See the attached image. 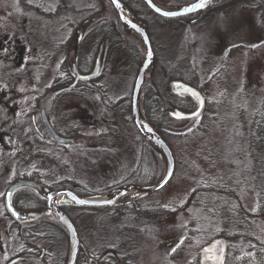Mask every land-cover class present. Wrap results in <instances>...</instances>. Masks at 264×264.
<instances>
[{"label":"rangeland","instance_id":"374dc122","mask_svg":"<svg viewBox=\"0 0 264 264\" xmlns=\"http://www.w3.org/2000/svg\"><path fill=\"white\" fill-rule=\"evenodd\" d=\"M67 1L76 8L95 9L94 0ZM29 2L47 15L57 9L61 0ZM223 2L227 3L212 9L191 26L161 18L144 9L143 15L149 22V33L157 55L154 84L163 89H169L172 81L201 86L208 109L193 122L171 121L169 130L179 134L166 135L177 164L174 177L160 194L147 197L138 205L155 202L174 211L186 206L197 187L215 186L223 189L224 193L201 196L200 207H189L187 215L168 216L157 221L158 224H148L134 213L79 211L77 225L82 244L81 262L86 260L87 254L101 258L108 251H114L125 264H200V250L219 235L225 236L228 245L235 246L241 245L239 234L243 232L264 240V225L254 220L258 194L250 156V137L255 134L251 129L258 121L257 113L264 111V23L260 13L247 6L244 0ZM156 3L159 4L158 1ZM162 7L168 9L164 4ZM44 18L25 11L20 0H0V66L4 68L5 65L1 45L6 38L19 39L27 49L22 67L23 80L27 83L24 86L27 87L21 97L22 88L6 91L12 93L10 107L15 111L9 109L7 121L5 105L11 97L4 93V86L7 81L15 79L6 76L0 68V193L3 194L9 186V177L3 168L32 166L42 169V162L55 169L60 162L81 165L85 160L93 166L90 174L81 166L83 172L76 176L86 180L87 186L94 190L118 188L127 177H133L135 183L157 177L160 168L148 151L142 152L141 146L146 144L134 126L131 131L124 128L109 135L105 128L99 129L96 137L90 136L94 139L90 142L96 145L92 152L76 146L62 149L53 143L37 146L32 136L24 135L25 130H31V115L36 110L34 84L38 78L33 60L34 49L39 44L37 39L45 34L63 37L64 33L73 31L67 23L60 21L51 25ZM129 52V49H120L117 56L122 65L118 66L120 77H116L113 85L109 86L108 95L113 100L119 95L129 94L134 86L139 68H134L136 54H133L132 61ZM61 63L60 59L45 69L49 71L45 75L47 82L61 75ZM167 98L171 99L169 95ZM173 99L177 105L192 109L177 97ZM21 100L25 101V106ZM150 102L157 105L152 99ZM18 105L21 106L20 112ZM154 109L152 115L158 120L161 114L159 109ZM100 115L101 118L106 116ZM78 129L82 132L81 127ZM124 132L128 135L122 134ZM79 138L83 140L82 136ZM190 220H194L199 233L192 244L185 246ZM38 235L42 237L36 240L38 245L49 244L51 254L46 262L37 259L31 264H62L65 255L70 254L66 235L59 230ZM26 236V233L15 231L3 232L0 244H18ZM109 261L115 262V258Z\"/></svg>","mask_w":264,"mask_h":264},{"label":"flooded vegetation","instance_id":"af4514ba","mask_svg":"<svg viewBox=\"0 0 264 264\" xmlns=\"http://www.w3.org/2000/svg\"><path fill=\"white\" fill-rule=\"evenodd\" d=\"M157 1L160 6H163L164 4L168 9L172 8L171 5L162 3L161 0ZM194 1L195 0H185L186 3L184 5H181L175 9L188 6ZM101 2L102 7L105 10V12L104 10L102 12L103 14L107 13V16H102L101 9H99L98 15L100 16H97V13H95V15H92L87 19H81L77 21L71 18L69 19L70 22L67 24H69L68 27L72 28V33H64L65 35L63 37H54V34H45L44 37H41L42 40L40 38L37 39L39 44L34 49L35 53L33 60V67H35L33 69L35 70V74L38 78L34 84V105L36 110L31 115V130H25L24 134L26 137L32 136L34 139L33 141L35 144H37V146L39 144L43 145L46 143H53V145L55 144L62 149L76 146L78 149H82L83 151L92 152L96 149V145L91 143L90 140H94L91 137H96L95 134H97L96 132L99 131V129L105 128L108 132V135L111 132L115 133L123 130L124 128H129L128 131L133 129V91L138 73L144 63V46L141 43L143 60L140 68L136 71L134 86L132 87L130 93L119 95L118 98L113 100L108 94H110L111 89L109 86L113 85L116 77H120V75L117 74L118 66L122 65L120 63V59L117 58L119 51L120 49L124 50L128 49L129 47L130 57L133 61V49L135 48V44L133 45V40L136 39L138 41L139 39L136 37V35L124 28L119 17H117L115 21L111 20L108 17L110 12L108 10L107 4H109V2L105 0H101ZM144 5L149 11L154 13L145 3ZM222 5L216 6L212 9H216ZM212 9L207 10L205 13H199L177 20L184 25L191 26L203 19ZM133 15L135 16L136 21H140L141 25H145L147 27L148 34L150 36V25L145 19L143 13L139 12L137 15L133 13ZM44 19L49 21V24L51 25L61 21V18ZM116 22L119 23L118 25H121L123 29L128 31L130 36L124 35L122 32L118 33L119 29L116 26ZM1 48V55L3 59L2 62L5 65L4 68L3 66H0V68L4 70V74H6V76H11L13 79H15L6 82L4 86V93H7V95L11 97L12 93L6 91L13 90L14 88H22L20 91L21 97L22 92H24L27 87L24 86L27 83L25 80H23L24 75L22 74L24 71L22 67L24 66L26 57V46H23L19 39L10 40V38H6L1 45ZM70 55H72L71 59H69ZM60 59L62 60L60 66V71H62L61 75L51 82H47L45 75H47L49 71H45V69L49 65H52L53 62L56 64ZM134 68L135 70L137 69L135 65ZM95 74L96 77H92ZM153 78L154 74L145 85L142 103L149 94L148 91H150V99H152L154 103L160 104L162 110L165 111L167 117H169L172 122L175 121V119L172 117L173 113L175 114L176 112H182L184 114H192L199 109L200 101L196 96H192L188 93L176 92L175 83H177V81L170 82L168 87L169 89H167V87L166 89H163L156 87ZM116 84L119 85L118 83ZM190 86L202 93L201 86ZM5 88L7 90H5ZM168 90L171 94L168 92ZM167 95H169L171 99L167 98ZM173 95L177 97L183 104H189L192 109H186L181 105H177L173 99ZM21 101L22 105L25 106V101ZM12 103L13 97H11V99L5 105L4 115H6V121L9 119V109L14 111L13 108L10 107ZM207 109L208 104L206 100L205 111H207ZM18 110L19 112L21 111V106L19 105ZM100 114L106 116L101 118ZM197 119H200V117L182 120L180 122H193ZM115 122H117L116 125ZM78 127L82 128V132L78 129ZM153 128L165 139L167 134L179 136V134H175L170 130L167 131V129L160 131L155 127ZM21 129L24 130V128ZM122 134L128 135L126 132ZM55 136L66 140V142L59 143ZM79 136H82L83 140L80 141ZM96 139L98 140V137ZM141 149L142 152L148 151L150 153V158L156 160V166L158 168H162L163 177L164 164L161 161L155 146L149 143L148 145L141 146ZM50 163L56 164L52 162ZM78 164L71 165L69 162H60L57 163L58 167L52 169L49 168V165L47 166L44 162H42V169L32 166H12V168L10 166H6L3 168L9 177V186L3 194L0 193V238L3 232L8 233L10 231H15L18 233L33 232L37 239L34 240L35 242L19 240L18 244H6L7 246L4 244V242H2V244H0V264H31L32 261L35 262L37 259H39L38 261L46 262L48 256L51 254V246L49 244L46 245V243L43 245H38L36 240L42 238L38 235L41 232H55L59 230L62 231L69 240L65 227L51 212H49V200L43 198L30 188L19 189L14 193L12 197L13 206L17 211L40 212L43 215L35 220L27 222H19L10 215L7 208L6 199L10 188L15 183L19 181H28L39 184L54 193L63 191L72 192L82 199L101 200L108 197L112 192L119 188L127 186L150 187L156 185L159 180L162 179L161 177L153 185L143 186L133 182V177H127L124 182L122 181L118 188L112 187V189L106 191L105 189L94 190V188H89L87 186L88 182L86 180H82L76 176V174L83 172L82 167L84 172L90 174L93 166L90 165V163L88 164L85 160L81 162V165ZM1 181L2 178L0 179V182ZM108 188L109 187H107V189ZM158 194H160V192L152 196H146L137 199L135 201L133 200L135 193L121 195L117 202H115L117 208L77 207L73 205L72 201L66 195H63L57 199V207H59V210L70 218L78 231L77 220L79 219V216L77 212L79 211L89 210L107 213H133V210H147L162 205L154 202V204L150 203L149 205L139 206V202L143 199H146L147 197L151 198ZM131 200L134 202L132 201L130 205L124 206V204L130 202ZM9 246L14 249L13 252L10 251ZM69 255L70 254L68 252V254L65 255L62 264H68ZM80 257L81 249L77 264H107V261L108 264H125L121 257L118 256L114 251H108L105 256H103L97 262H95V259L97 258L92 257L89 254L86 255V260H84V262H80ZM113 257L115 258V262L109 261Z\"/></svg>","mask_w":264,"mask_h":264},{"label":"water","instance_id":"95a60500","mask_svg":"<svg viewBox=\"0 0 264 264\" xmlns=\"http://www.w3.org/2000/svg\"><path fill=\"white\" fill-rule=\"evenodd\" d=\"M114 8L117 13L120 21L122 22L125 29L130 32L136 33L138 39L142 42L145 48V59L142 68L140 69L134 91H133V100H132V114L133 122L137 127L139 133L144 137V139L153 144L156 148V151L163 160L165 171L161 181L150 187H141V186H127L122 187L114 192H112L108 197L101 200H92V199H82L78 195L72 192H51L47 188L28 181H19L12 185L7 195V208L10 215L19 222H27L35 220L41 217L43 214L40 212H21L17 211L12 203V197L16 191L23 188H30L36 193H38L43 198L49 200V212H51L56 219L65 227L70 243V255L68 264H77L80 249H81V240L77 228L62 211L57 207V199L63 195H66L77 207H92V208H101V207H111L117 208L115 202L121 195L128 193H135L134 201L146 196L155 195L163 191L172 181L175 170H176V159L173 153L171 146L168 141L160 135L151 125L149 120L146 117L145 111L143 109L142 97L143 91L146 83L152 77L155 64H156V53L152 43V40L148 34V29L145 25H141L140 21H136L133 13L125 7L121 0H118L119 7L115 0H107ZM144 3L152 10L156 15L165 18V19H181L196 15L199 13H205L207 10L221 4L225 0H207L204 7H198L193 11L188 9L192 8L193 5L199 4L201 0H195L192 4L184 6L175 10H166L159 6L155 0H143ZM159 9V11L157 10ZM164 13H172L171 15H165ZM203 16V14H202ZM92 77H96V74ZM175 88L177 93H188L192 96H196L200 101L199 109L192 114H184L182 112H176L172 114V117L178 121L195 119L200 117L206 110V100L203 94L197 89L187 85L185 83L177 82L175 83ZM56 140L59 143H65L66 140L55 136ZM130 202L124 204L128 206L132 203ZM84 201V203H81ZM133 201V202H134ZM200 263L205 264L211 262L213 264H225L227 255H228V240L225 238L215 239L210 244L204 246L200 252Z\"/></svg>","mask_w":264,"mask_h":264},{"label":"trees","instance_id":"16d2710c","mask_svg":"<svg viewBox=\"0 0 264 264\" xmlns=\"http://www.w3.org/2000/svg\"><path fill=\"white\" fill-rule=\"evenodd\" d=\"M95 1V9L89 10L87 7L85 8H76L73 3H70V1L67 0H61V2L58 4V6L55 8L56 10L50 11L51 13L47 14L42 12V10L32 5L29 0H20L21 7L28 12H33L36 14H39L40 16H43L47 19L49 18H61V21L64 23H69V19L73 18L76 21L81 19H87L91 17L92 15H95V13L99 12V9L103 11L102 2L101 0H94ZM126 8H128L132 13L135 15L144 12V9H147L144 5L142 0H121ZM162 3H167L172 6L171 9H175L177 7H180L181 5H184L186 2L185 0H161ZM246 5L250 6L252 10L260 13L262 17V21L264 23V0H244ZM66 2V3H65ZM227 3V2H226ZM225 3V4H226ZM223 4V5H225ZM108 10L110 14L108 17L111 20H116L117 15H115V11L113 7L110 4H107ZM249 7V8H250ZM105 12V10H104ZM101 13L102 16H107ZM119 23L116 22V26L118 27V33L122 32L124 35L130 36L129 32L126 31L121 27V25H118ZM133 39V37H132ZM135 44V50L133 49V54H136L134 56V63L136 64L137 68H140V65L142 64L143 55H142V49H141V42L136 39L133 40V45ZM128 47V46H127ZM129 49V47H128ZM148 95L143 101L144 109L147 115V118L151 122L152 126L157 128L160 131H163L164 129L172 128L171 126V120L169 117H167L164 110H160V104L154 105L150 102V91H148ZM157 108L159 109V114H161L160 119H155L152 115V109ZM155 110V109H154ZM258 121H255V124L252 127V132L255 133L250 137V156H251V162H252V173L255 176V182H256V188H257V214L256 218H254L255 221L260 222L264 225V111L262 113H257ZM133 126L136 128V126L133 123ZM137 130V129H136ZM141 136V135H140ZM142 137V136H141ZM143 138V137H142ZM144 140V139H143ZM144 144L148 145V143L144 140ZM162 175V168L159 169V174L157 177L153 178L151 181H145L142 183H138L145 186H150L156 183ZM224 193V190L221 188H217L215 186H200L195 189V192L193 193V196L191 200L186 204V206L179 208L177 210H169L166 207L159 206L150 208L147 210H138L134 211L133 213L137 215L141 220L144 222L149 223H159L157 221L161 220L162 218L168 217V216H176V215H187L189 211V207H200L201 206V196L208 195V194H221ZM194 220H190L189 229L187 232V239L185 241V246L192 244L193 239L195 236H198V231L195 229ZM23 234V233H21ZM25 240H35L37 237L33 232H26ZM216 238H225L224 235H219ZM240 238V246H235L233 244L228 245V255L226 259L225 264H264V240H260L257 237H253L250 234H247L246 232L239 234ZM230 242H232L231 238H228ZM23 240V241H25ZM95 262L100 260L101 258L96 257ZM81 262V260H80ZM82 264V263H80ZM96 264V263H95ZM108 264V261H107ZM192 264H198L197 262H193Z\"/></svg>","mask_w":264,"mask_h":264},{"label":"snow or ice","instance_id":"6c2138e0","mask_svg":"<svg viewBox=\"0 0 264 264\" xmlns=\"http://www.w3.org/2000/svg\"><path fill=\"white\" fill-rule=\"evenodd\" d=\"M115 2L117 3V7H119V3L118 0H115ZM207 2V0H201V2L199 4L193 5L192 8L188 9L189 11H193L198 7H204L205 3ZM159 11V9H157ZM165 15H171L172 13H164ZM81 203H84V201H81Z\"/></svg>","mask_w":264,"mask_h":264}]
</instances>
